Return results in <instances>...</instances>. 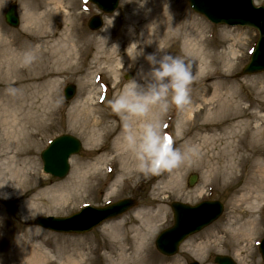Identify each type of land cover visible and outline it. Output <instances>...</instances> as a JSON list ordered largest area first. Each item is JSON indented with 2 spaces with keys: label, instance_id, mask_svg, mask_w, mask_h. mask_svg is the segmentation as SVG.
Returning <instances> with one entry per match:
<instances>
[{
  "label": "bare ground",
  "instance_id": "1",
  "mask_svg": "<svg viewBox=\"0 0 264 264\" xmlns=\"http://www.w3.org/2000/svg\"><path fill=\"white\" fill-rule=\"evenodd\" d=\"M79 1L32 0L23 5V22L18 34L9 35L0 27V84H4L5 87L19 86L18 92H14L12 96L0 93V115H2L0 127L4 130V139L7 141L5 144L8 146L20 142L26 135L29 126H34L40 132L44 127V116L55 103L57 89L60 86V81L56 77H53L46 84H41L42 86L32 84V82L42 83L44 77L73 68L77 65L79 56L92 42V38L80 31L76 24L81 15L74 12L79 6ZM124 2L126 3L127 0ZM141 7L143 10L140 14L136 10L129 16L127 20L129 27L122 39L123 46L121 47H116L117 44L109 46V43L114 41L107 36L110 27L108 25L111 23L107 19L108 28L104 27L103 36L97 39V55L94 57V63L106 64L108 61H112L114 55L121 54L124 47L126 54L119 58L117 63L121 64L123 61L131 63L130 59L135 53L136 43L138 47L144 49L145 54L157 52L158 46H160L163 52H157L158 55L165 51L168 53L172 45L181 42L185 54L200 65L197 76L193 78L191 83L194 84V87L190 88L191 103L189 105L191 107L192 103L200 102L199 106L203 107L199 108L195 114L199 115L200 112L205 111L206 115L203 119H197L195 123L193 110L188 108L183 113L182 122L183 126L188 124V130L191 132H206L205 135L200 136L199 142V147L206 148V156L210 154L208 165L212 167L205 176L206 181L213 178V175L219 179H231L241 165L254 159L247 169L244 188H247L250 177L253 179L252 172L256 173L254 182L258 187H263L264 115L261 113L263 111H255L254 106L255 100H257L261 102L259 106L264 107V95L261 98L255 94V100H252L254 106L252 107L251 102V105L243 107L241 105L243 98L238 91L240 85L230 81L227 77L229 69L236 60L238 51L235 46L240 42L239 38L228 36V40L232 41L223 51L217 52L213 45H209L207 40L203 38V27L198 21L193 20L186 24V32L182 36L180 23L181 19L184 18L181 15L182 6L178 0L173 3L170 0H146V3ZM142 13L145 17H141ZM58 18L64 21L63 30L59 33L50 25ZM149 30L154 32L150 45L144 43L149 37ZM138 59L142 68L149 66L144 56H139L135 60ZM32 67L36 71L24 73ZM221 67L225 69H220ZM213 75L215 77H212ZM26 82H31V84L24 86ZM26 90H32L31 94L26 95ZM194 90H197V93L192 96ZM74 109L75 115H79L76 119L77 123L87 126L91 124L102 125V119L96 117L91 119L90 113L88 114L89 117L85 115L87 113H85L84 107L76 105ZM83 112L85 114H82ZM154 112H157L155 107L149 114V118L152 119L151 114ZM161 114L158 112L156 119L161 120ZM11 116L13 119L9 121L7 117ZM93 135H95L94 132L91 133L90 137ZM90 137H87L86 144L91 143ZM116 146L118 147L117 150L121 148L120 139ZM29 151V149H24L20 153L13 151L12 156L7 159L6 163H3L0 168L1 173L4 174L5 171H9L13 175L14 182L9 186L1 176L0 185H5L0 188V192H18L25 186L23 181L29 182L33 179L36 174L33 168V160L21 161L19 159L20 156L28 154ZM246 151H253V154H246ZM256 151L258 152L257 159L255 158ZM120 157L121 152L118 153L117 151L112 161H115L114 159L119 160ZM106 160L99 157L96 159L97 162L89 164L85 170L78 163H74L72 175L67 181L49 187L38 196L30 198L25 202V208L29 212L32 209V213H37L40 210L56 213L68 208L92 189L93 180L99 176V167L96 168V166L101 162L105 163ZM131 161L135 164L133 158ZM182 166L183 164L176 168L170 183L167 182V187L170 184L179 183L181 175L177 171H180ZM118 181L119 179L114 181V186L118 185ZM114 191L115 189L112 188L108 194H112ZM247 191L242 192L237 201H246L249 192ZM259 199L249 202L251 203L250 206ZM260 204L261 202H258L255 209ZM158 216L159 213L156 215L148 211L138 210L134 211L132 216L140 221L137 226L132 221L129 222L122 217L103 223L101 227L107 241L97 246L95 251L100 247L99 255L106 264H167L165 262L157 263V259L151 254L150 238L155 229V222L158 221ZM230 219L226 232L234 238L233 241L236 245L245 242L244 246L240 250L236 249V251L249 252L252 249L253 240L260 233L256 220L252 218L238 224L235 218ZM5 231L7 232V227L3 223L0 226V260H7L11 262L10 264L52 263L50 260H53L54 255H51L44 248L48 240L40 239L34 233L28 232L23 236L27 243L21 242L10 249L7 241L11 231H8L7 235H3ZM32 240H40V244L32 245L30 243ZM217 240L219 241L220 238L215 237L214 241ZM249 242L251 244H248ZM85 244V238H80L72 245L63 246L58 251L60 256H57V260L55 258L53 261L56 260L59 264H97L96 259L90 257L92 248L86 247ZM209 246L210 244L205 241H200L195 244L194 252H203V250L206 252ZM194 256L198 260L201 259L199 255Z\"/></svg>",
  "mask_w": 264,
  "mask_h": 264
},
{
  "label": "rangeland",
  "instance_id": "2",
  "mask_svg": "<svg viewBox=\"0 0 264 264\" xmlns=\"http://www.w3.org/2000/svg\"><path fill=\"white\" fill-rule=\"evenodd\" d=\"M29 1L32 0H0V27L3 28L4 32H7L9 35L18 34L23 22V5ZM124 1L125 0H118L115 11L110 14L101 13L96 6L88 0L79 1V6L74 10L76 14H81L76 24L80 31L92 38V42L79 56L76 66L58 72V74L44 77L41 81L42 83L38 81L35 83L32 82V84L35 85L46 84L49 80H52L53 77H56L60 81L55 103L50 111L47 112L46 110L48 114L46 113V116H44L43 129L39 132L34 126H29L26 135L20 142L16 145L8 146L5 144L7 141L4 139V130L0 127V168L3 163H6L7 159L12 156L13 151L20 153L24 151V149H29V153L20 156L19 159L21 161L27 159L33 160V168L36 172L33 179L29 182L23 181L25 186L18 192L16 191L13 193L12 191H7L4 193L9 194V198H0V218L3 219V223L7 227V232L11 231L7 245L10 249H13L17 245L16 237L23 238L24 234L28 232L34 233V235L39 236L40 239L48 240L44 248H46L51 255H54L52 258L54 260L57 256H60L58 251H60L63 246L68 244L72 245L76 243L78 239L85 238V246H90V248H92L90 257L96 259L97 264H106L105 260L99 255L100 247L95 251L97 246L107 241L101 227L103 223L84 234H64L43 228L35 224L34 220L38 217L45 216L66 217L79 211L86 205L103 206L123 198H133L137 202L136 206L114 219L122 217L129 222L132 221V223L137 226L140 221L132 217L134 211L144 210L155 213L156 215L159 213L158 221L155 222V229L150 238L151 254L157 259V263L188 264L192 260H195L199 264H215L213 262L214 256L225 255L233 258L237 264H264L258 251V243L264 236V186H257L254 182L256 173L252 172L253 179L250 177L247 188H244L247 169L249 165L251 166L254 159L241 165L231 179H219V177L213 175V178L206 181L207 179L205 176L208 174L210 167H212L208 165V157L210 154L206 156V148L202 149V147H199L200 136L205 135L206 132H191L188 130V124L183 126L182 122L183 113L188 108H192L193 110L192 113L195 123L197 119L200 120L205 117V111L200 112L199 115L195 114L199 108L203 107L199 106V104H201L200 102L196 101L192 103L191 107L190 105H186L182 109H178L175 105L170 104L166 112H161L157 106L155 107L157 112L151 114L152 119L155 120L158 112L162 113L161 120H158V118L156 119L160 121L162 130L172 138L174 147L188 154V158L182 163L183 166L181 170L179 169L180 171H177L181 175L180 184L177 182L167 187V182L170 181L176 169L172 171H163L159 175L145 177L136 170V164L131 161L132 157L130 154L125 153L121 148L117 150L118 147L116 143L119 139L121 140L122 125L120 117L111 111L108 101L112 99L114 94H116L125 83H127V80L124 78L125 75L131 74L133 78L142 66L139 59L133 60L132 58L130 59L131 63L125 61L121 62V64L117 63V60L126 54L125 47L122 49L124 52L122 51L121 54L114 55L113 60L108 61L106 64H95L94 57L97 55V39L103 36L104 27L108 28L106 25L107 19L112 22L108 29L107 36L110 40L114 41L109 43V46L117 44L116 46L121 47L123 46L122 39L129 27V23H127L129 16L136 10L139 14L143 10L139 0H133L132 3H125ZM174 1L176 0H170L171 3ZM178 1L182 6L181 15L184 18L181 19L180 23V33L182 36L186 32V24L195 20L203 27V38L207 40L209 45H213L217 52L223 51L232 41L228 40V36L231 38H239L240 42L235 46L238 51L235 57L236 60L234 61V65L229 69L227 77H229L230 81L240 85V87L238 86V91L243 98L241 103L243 107L251 105L252 100H255V94H258V96L262 98L264 95V70L254 74H240L243 67L249 61L251 51L258 37L257 31L248 27H229L212 24L206 18L191 10L187 0ZM12 2L16 5V12L19 18V26L17 28L8 26L3 17L6 8ZM253 2L257 6H264V0H253ZM93 15H100L103 20V24L97 30H90L87 27V21ZM141 17H145L144 13H142ZM50 25L59 33L63 30L64 21L58 18L51 22ZM164 53H167V51ZM164 53L158 54V56ZM168 53L179 56L190 62L192 64L193 78H196L200 65L185 54L181 42L172 45ZM148 68L149 66L143 67L145 71H147ZM220 69L225 68L221 67ZM31 71L36 70L34 67L28 68L24 73L28 74ZM212 77L215 76L213 75ZM29 84H31V82H26L24 86ZM67 84L75 86V94L69 101H66L63 97V88ZM193 85L194 84H191L190 88H193ZM18 87L19 86L5 87L4 84H0V93L12 96L14 92H18ZM235 87L237 88V86ZM31 91L26 90V95H30ZM196 93L197 90H194L192 96ZM259 104H261V102L255 100V106L252 102V107H255V111H263L261 113L264 115V107L259 106ZM76 105L84 107L86 110L85 113L87 114L84 112L82 114L88 116L90 113L91 119L95 117L102 119V125L91 124L87 126L86 124L77 123L76 119L79 115H75L74 107ZM1 116L2 115H0V117ZM7 119L10 121L13 119V116L7 117ZM105 130H107V132H105ZM93 132L95 135L90 137ZM60 134H70L76 137L81 142L82 148L76 155L70 157V170L67 176L64 178H55L42 172L40 152L53 137ZM87 137L91 138L90 144H86ZM117 151L118 153L121 152V157L119 160L114 159L115 161H112ZM245 153L252 155L253 151H246ZM99 157L107 160L105 163L101 162L96 166V168L99 167V176L93 180L92 189L86 192L76 203L56 213L45 210H40L37 213H30L28 209L25 208V202L30 198L38 196L49 187L67 181L72 175L74 163H78V165L85 170L87 168L86 166L97 162L96 159ZM255 158H258L257 151L255 152ZM262 164L264 165V162ZM190 174H195L197 176V180L193 186H188L187 184V178ZM1 176L6 180L9 186L14 182L13 175L9 173V171H5V173L2 174L0 170V177ZM116 179H119L120 182L118 181V185L114 186V181ZM13 186L16 187L15 185ZM112 188H114L115 191L112 194H108ZM246 191L248 192L247 200L237 201L238 197H240L239 195ZM23 192L24 194L21 196ZM1 193L2 192H0V194ZM259 197L262 198L259 199ZM255 199L259 200H257L255 204L253 202L252 206H250L251 203L249 202ZM202 200L220 201L224 205L222 215L212 224L183 241L175 255H161L157 251L154 242L157 234L173 223L170 203L177 201L193 205ZM258 202H261V204L255 209ZM232 217L235 218L238 224L252 218L257 222V228L260 230V233L253 240L252 249H250L249 252L242 253L241 251H236V249L240 250L245 242H240V244L237 243L236 245L233 241L234 238L226 232L227 224ZM7 232L5 231L3 235H7ZM215 237L220 238V240L215 242ZM200 241H205L207 244H210L206 252H204V250L203 252H194L195 244ZM30 243L32 245H37L40 244V240H32ZM248 244H251V242ZM193 254L196 256L199 255L201 259L198 260ZM53 260H50V262H52L50 264H59L58 261H56L57 258L55 261ZM0 261H2V264L11 263L7 260Z\"/></svg>",
  "mask_w": 264,
  "mask_h": 264
},
{
  "label": "water",
  "instance_id": "3",
  "mask_svg": "<svg viewBox=\"0 0 264 264\" xmlns=\"http://www.w3.org/2000/svg\"><path fill=\"white\" fill-rule=\"evenodd\" d=\"M104 13L115 10L118 0H90ZM190 7L197 13L206 17L215 24L229 26H247L258 30L259 38L251 55L249 63L242 73L250 74L264 70V6L255 7L252 0H188ZM8 25L16 27L19 20L16 13V5L11 4L5 14ZM102 21L98 16H93L88 22L91 29H97ZM130 76H126L128 79ZM75 88L69 85L65 88V98L70 99L74 95ZM79 140L70 135H60L49 142V145L41 152L43 163L42 170L54 177H64L68 170V158L80 150ZM197 176L190 175L188 185L196 182ZM136 202L131 198L119 200L104 207H85L68 217H38L35 224L56 232L84 233L99 225L104 220L116 217L130 208ZM173 225L159 233L155 244L164 255H173L177 252L179 244L189 235L200 231L222 213L223 206L218 201H203L197 205H188L181 202H172ZM259 252L264 262V238L259 245ZM216 264H235L227 256H215ZM189 264H198L191 262Z\"/></svg>",
  "mask_w": 264,
  "mask_h": 264
},
{
  "label": "clouds",
  "instance_id": "4",
  "mask_svg": "<svg viewBox=\"0 0 264 264\" xmlns=\"http://www.w3.org/2000/svg\"><path fill=\"white\" fill-rule=\"evenodd\" d=\"M127 2L132 3L133 0ZM139 3L143 6L146 0H139ZM153 33L149 30V37L144 43H152ZM157 52H163V49L158 46ZM157 52L145 54L144 49L136 43L135 53L131 57L135 60L144 56L149 68L147 71L139 69L136 76L127 80L108 101L111 111L120 117L121 149L130 154L136 170L145 177L172 171L188 158L186 152L174 147L172 138L162 130L160 122L149 118V114L157 106L161 112H166L170 104L182 109L191 103L192 64L168 53L158 56ZM4 185H0V188ZM0 198L7 199L9 194H0ZM2 225L3 219L0 218ZM16 242L27 243V240L16 237Z\"/></svg>",
  "mask_w": 264,
  "mask_h": 264
}]
</instances>
